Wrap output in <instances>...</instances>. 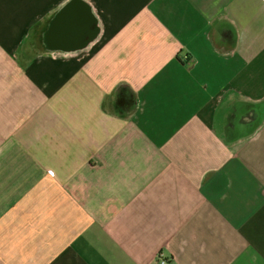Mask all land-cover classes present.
<instances>
[{
  "label": "crops",
  "instance_id": "1",
  "mask_svg": "<svg viewBox=\"0 0 264 264\" xmlns=\"http://www.w3.org/2000/svg\"><path fill=\"white\" fill-rule=\"evenodd\" d=\"M160 256L264 264V0H0V264Z\"/></svg>",
  "mask_w": 264,
  "mask_h": 264
},
{
  "label": "built area",
  "instance_id": "2",
  "mask_svg": "<svg viewBox=\"0 0 264 264\" xmlns=\"http://www.w3.org/2000/svg\"><path fill=\"white\" fill-rule=\"evenodd\" d=\"M49 174H52V171H50ZM159 263L160 264H168L167 260L162 258V256L159 257Z\"/></svg>",
  "mask_w": 264,
  "mask_h": 264
}]
</instances>
